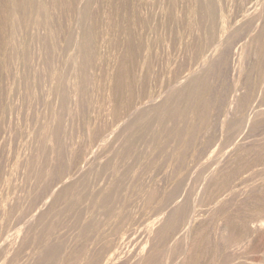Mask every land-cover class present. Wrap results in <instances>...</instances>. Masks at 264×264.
<instances>
[{"label":"rangeland","instance_id":"374dc122","mask_svg":"<svg viewBox=\"0 0 264 264\" xmlns=\"http://www.w3.org/2000/svg\"><path fill=\"white\" fill-rule=\"evenodd\" d=\"M262 187L264 0H0V264H264Z\"/></svg>","mask_w":264,"mask_h":264},{"label":"bare ground","instance_id":"6f19581e","mask_svg":"<svg viewBox=\"0 0 264 264\" xmlns=\"http://www.w3.org/2000/svg\"><path fill=\"white\" fill-rule=\"evenodd\" d=\"M22 1V0H21ZM66 1H70V0H66ZM222 1V0H221ZM26 4V3H25ZM76 6V5H75ZM107 6V5H106ZM111 6V5H110ZM106 9V8H105ZM199 10V9H198ZM108 11V10H107ZM111 11V10H110ZM136 11V10H135ZM109 12V11H108ZM233 13V12H232ZM105 16H106V14H105ZM178 18V17H177ZM104 20V19H103ZM107 20V19H106ZM107 23V22H106ZM116 23V22H115ZM263 23V22H262ZM104 24H105V21H104ZM123 24H124V22H123ZM123 24L121 25V26H123ZM261 26V25H260ZM111 28V27H110ZM113 28V27H112ZM118 28H119V25H118ZM124 28H125V26H124ZM114 30V32H116L115 30L116 29H113ZM113 30H111V31H113ZM122 30V28L120 29V31ZM104 31V30H103ZM118 31H119V29H118ZM83 34V33H82ZM114 34V33H113ZM138 36V35H137ZM109 37H111V36H109ZM114 37V36H113ZM112 38V37H111ZM138 39V38H137ZM247 41V40H246ZM234 45H235V43H234ZM100 48V47H99ZM219 48V47H218ZM113 50V49H112ZM117 51V50H116ZM114 53V52H113ZM215 53V52H214ZM224 53V52H223ZM109 55H111V54H109ZM114 55V54H113ZM252 60V59H251ZM217 63V62H216ZM242 64V63H241ZM245 66V65H244ZM117 69V68H116ZM217 69V68H216ZM104 70V69H103ZM124 72V71H123ZM102 76V75H101ZM221 81V80H220ZM107 82V81H106ZM219 84V83H218ZM104 86V85H103ZM102 86V87H103ZM122 86V85H121ZM100 88H102L101 86H99ZM98 87V90L100 89ZM105 87V86H104ZM107 87V86H106ZM106 89V88H105ZM111 90V89H110ZM227 90V89H226ZM100 91V90H99ZM98 91V92H99ZM102 91V90H101ZM105 92V91H104ZM106 93V92H105ZM100 94H101V92H100ZM102 95H104V94H102ZM101 99H102V96H101ZM106 100V99H105ZM107 100H109V99H107ZM102 101V100H101ZM222 101V100H221ZM121 103V102H120ZM184 103V102H183ZM212 104V103H211ZM219 104V103H218ZM215 108V107H214ZM221 109V108H220ZM202 111V110H201ZM102 122V121H101ZM262 128V127H261ZM196 130V129H195ZM218 130V129H217ZM175 132V131H174ZM182 132V131H181ZM244 137V136H243ZM246 139V138H245ZM237 142V141H236ZM263 142V141H262ZM221 145V144H220ZM247 146V145H246ZM219 148V147H218ZM257 150V149H256ZM215 152H216V150H215ZM235 152V151H234ZM188 155V154H187ZM227 155V154H226ZM95 156V155H94ZM93 156V157H94ZM197 156V155H196ZM251 157H252V155H251ZM95 158V157H94ZM187 158H188V156H187ZM180 160V159H179ZM203 161V160H202ZM200 162V161H199ZM198 164V163H197ZM255 164V163H254ZM176 167V166H175ZM250 169V168H249ZM83 171V170H82ZM81 171V172H82ZM90 171V170H89ZM88 171V172H89ZM225 172V171H224ZM57 174V173H56ZM239 174V173H238ZM229 178V177H228ZM81 180V179H80ZM100 180V179H99ZM151 181V180H150ZM233 182V181H232ZM57 183V182H56ZM160 184V183H159ZM95 185V184H94ZM156 185V184H155ZM137 188V187H136ZM214 188V187H213ZM262 188H264V187H262ZM154 190V189H153ZM202 190V189H201ZM80 191V190H79ZM256 192V191H255ZM151 193V192H150ZM264 195V194H263ZM149 196V195H148ZM255 198V197H254ZM118 200V199H117ZM262 201H260V203H259V201L258 202H256L255 201V203H257V204H263V206H264V199H261ZM49 201V200H48ZM245 201V200H244ZM251 201V200H250ZM78 202V201H77ZM251 202H254V201H251ZM262 202V203H261ZM230 204V203H229ZM228 206V205H227ZM97 209V208H96ZM168 211V210H167ZM235 212V211H234ZM113 214V213H112ZM231 215V214H230ZM257 215H260V217H262L263 219V221L262 220H259L256 216H253V217H255V218H253L251 221H250V223H249V226L247 227L248 229H247V238H248V242L253 246V247H255L256 248V250H262V248H263V246L261 247V245H260V238L264 235V211H261V213H259V214H257ZM210 221V220H209ZM177 223V222H176ZM179 225V224H178ZM210 225V224H209ZM176 226V225H175ZM198 226V225H197ZM200 226V225H199ZM172 232V231H171ZM230 234H232V233H230ZM201 235V234H200ZM37 239V238H36ZM218 239V238H217ZM231 239V238H230ZM204 243V242H203ZM202 243V244H203ZM207 244V243H206ZM211 244V243H210ZM211 246V245H210ZM98 247V246H97ZM219 248V247H218ZM188 249V248H187ZM222 249V248H221ZM64 250V249H63ZM93 252V251H92ZM218 253V252H217ZM148 254V253H147ZM204 254V253H203ZM232 254H233V256H234V254H235V256L237 257V258H239V256H240V247H235L234 248V252H232ZM38 257H40V256H38ZM136 257V256H135ZM48 258V257H47ZM131 258V257H130ZM9 259V258H8ZM36 259V258H35ZM79 259V258H78ZM127 261V260H126ZM35 262V261H34ZM40 262V261H39ZM65 263V262H64ZM76 263V262H75ZM199 263V262H198ZM197 263V264H198ZM208 264H209V262H208Z\"/></svg>","mask_w":264,"mask_h":264}]
</instances>
